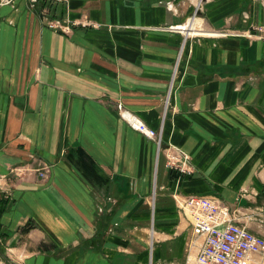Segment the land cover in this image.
Listing matches in <instances>:
<instances>
[{
  "label": "crops",
  "instance_id": "crops-1",
  "mask_svg": "<svg viewBox=\"0 0 264 264\" xmlns=\"http://www.w3.org/2000/svg\"><path fill=\"white\" fill-rule=\"evenodd\" d=\"M32 3L0 0V264H192L203 236L176 197L194 194L264 237V41L237 34L264 0H64L68 33Z\"/></svg>",
  "mask_w": 264,
  "mask_h": 264
},
{
  "label": "built area",
  "instance_id": "built-area-1",
  "mask_svg": "<svg viewBox=\"0 0 264 264\" xmlns=\"http://www.w3.org/2000/svg\"><path fill=\"white\" fill-rule=\"evenodd\" d=\"M8 1V0H6ZM38 0H33L32 6L36 7ZM53 3L64 0H48ZM200 1V0H199ZM169 9L174 8L173 1H166ZM47 26L64 33H68L71 27L63 19L51 17L47 6L39 11ZM190 22L171 25L169 28L184 32L189 30ZM248 38L264 41V24H253L247 30L238 32ZM122 118L129 125L154 139L159 149H163L167 157V167L180 176L192 174L195 171L192 157L183 147L168 142L163 144L162 131L150 127L138 115L125 110L122 104H118ZM50 165L44 163L38 169L42 178L48 175ZM12 172L22 174V169L14 168ZM7 175H0V193L5 191ZM180 209L190 219L196 236H203V242L192 264H247L251 253L264 255V237L251 231L245 224L238 221L237 211L218 196L187 195L176 197Z\"/></svg>",
  "mask_w": 264,
  "mask_h": 264
},
{
  "label": "trees",
  "instance_id": "trees-1",
  "mask_svg": "<svg viewBox=\"0 0 264 264\" xmlns=\"http://www.w3.org/2000/svg\"><path fill=\"white\" fill-rule=\"evenodd\" d=\"M45 6L48 7L51 17H54V18L57 17L60 19L64 17V14L66 12V6L64 4L60 8H58L55 3L50 2L48 0H38L36 3V7L38 11H41V9L44 8ZM83 157H85V155L81 153L80 154L81 160H78V162H80L85 168H88V165L92 167V165H90L89 163H86V160H82ZM2 253H3L2 249L0 248V255H2Z\"/></svg>",
  "mask_w": 264,
  "mask_h": 264
},
{
  "label": "rangeland",
  "instance_id": "rangeland-1",
  "mask_svg": "<svg viewBox=\"0 0 264 264\" xmlns=\"http://www.w3.org/2000/svg\"><path fill=\"white\" fill-rule=\"evenodd\" d=\"M178 204V203H177ZM180 208V207H179Z\"/></svg>",
  "mask_w": 264,
  "mask_h": 264
}]
</instances>
